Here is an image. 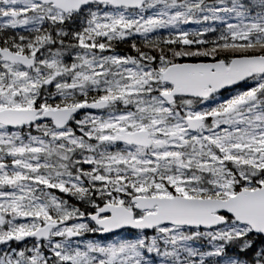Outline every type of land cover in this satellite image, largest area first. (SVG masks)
Wrapping results in <instances>:
<instances>
[{
  "label": "snow or ice",
  "instance_id": "1",
  "mask_svg": "<svg viewBox=\"0 0 264 264\" xmlns=\"http://www.w3.org/2000/svg\"><path fill=\"white\" fill-rule=\"evenodd\" d=\"M0 264H264V0H0Z\"/></svg>",
  "mask_w": 264,
  "mask_h": 264
},
{
  "label": "rangeland",
  "instance_id": "2",
  "mask_svg": "<svg viewBox=\"0 0 264 264\" xmlns=\"http://www.w3.org/2000/svg\"><path fill=\"white\" fill-rule=\"evenodd\" d=\"M180 27H181L182 29H184L185 31L192 32V31H197V30H199V29L201 28V25L196 24V23L189 22V23H187V24H182V25H180ZM162 30H164V29H161V30H159V31H162ZM124 50H127V49H124Z\"/></svg>",
  "mask_w": 264,
  "mask_h": 264
},
{
  "label": "trees",
  "instance_id": "3",
  "mask_svg": "<svg viewBox=\"0 0 264 264\" xmlns=\"http://www.w3.org/2000/svg\"><path fill=\"white\" fill-rule=\"evenodd\" d=\"M213 26H215V27H217V28H219L220 27V25L219 24H215V25H213ZM200 30V29H199ZM198 31V30H197ZM158 34H160V35H167L168 34V32H167V30H162V31H159V33ZM212 37V34L211 33H209V34H206V38H211ZM122 48L124 47V46H121ZM181 62H185V61H181ZM189 62V61H188ZM71 202V201H70Z\"/></svg>",
  "mask_w": 264,
  "mask_h": 264
},
{
  "label": "water",
  "instance_id": "4",
  "mask_svg": "<svg viewBox=\"0 0 264 264\" xmlns=\"http://www.w3.org/2000/svg\"><path fill=\"white\" fill-rule=\"evenodd\" d=\"M189 62H191V61H189Z\"/></svg>",
  "mask_w": 264,
  "mask_h": 264
}]
</instances>
